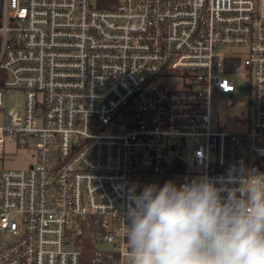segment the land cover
<instances>
[{
	"label": "built area",
	"instance_id": "built-area-1",
	"mask_svg": "<svg viewBox=\"0 0 264 264\" xmlns=\"http://www.w3.org/2000/svg\"><path fill=\"white\" fill-rule=\"evenodd\" d=\"M241 64L252 129L212 130ZM175 71L181 89L153 84ZM7 89L24 102L0 126V162L11 139L34 141V163L0 168V264H80L84 233L122 262L131 185L162 187L174 160L177 184L264 173V0H1L0 110ZM190 147L200 174L180 159Z\"/></svg>",
	"mask_w": 264,
	"mask_h": 264
},
{
	"label": "clouds",
	"instance_id": "clouds-1",
	"mask_svg": "<svg viewBox=\"0 0 264 264\" xmlns=\"http://www.w3.org/2000/svg\"><path fill=\"white\" fill-rule=\"evenodd\" d=\"M238 182L218 187L201 176L139 193L131 185L123 218L129 264H264V173Z\"/></svg>",
	"mask_w": 264,
	"mask_h": 264
},
{
	"label": "rangeland",
	"instance_id": "rangeland-1",
	"mask_svg": "<svg viewBox=\"0 0 264 264\" xmlns=\"http://www.w3.org/2000/svg\"><path fill=\"white\" fill-rule=\"evenodd\" d=\"M94 2V0H92ZM220 53H244L242 48L224 47L219 49ZM240 55V54H239ZM241 59L244 56L241 54ZM172 77H157L153 84L163 87L166 90L181 89L182 72L175 71L171 73ZM234 92L227 95L226 99L231 103L228 107L221 101L212 103L211 126L212 130H223L228 132H246L252 129L249 106L251 102V81L246 70L240 65L237 74L231 77ZM24 102V93L22 90H5L4 109L0 110V126L7 124V114L10 110H21ZM180 139H173L172 143L180 146ZM34 141L29 140L26 145L23 142H13L11 139H6L4 160L0 162V168L3 169H24L34 163L32 150ZM192 148L184 151L180 157L183 164L187 166L186 172L202 173L201 168L190 166L188 164ZM152 184L160 182L161 178L152 177ZM97 249L102 252L111 251L109 244L100 242ZM121 264H129V258H124Z\"/></svg>",
	"mask_w": 264,
	"mask_h": 264
},
{
	"label": "trees",
	"instance_id": "trees-1",
	"mask_svg": "<svg viewBox=\"0 0 264 264\" xmlns=\"http://www.w3.org/2000/svg\"><path fill=\"white\" fill-rule=\"evenodd\" d=\"M117 1L118 0H97V6L98 8H111ZM171 165V170L164 174L162 178V186L166 181L178 178V169H180L181 166L180 161L174 160ZM75 245L80 250V264H121V259L118 254L111 251H99L97 249L98 241H96L94 236L92 237L87 233L79 237Z\"/></svg>",
	"mask_w": 264,
	"mask_h": 264
}]
</instances>
